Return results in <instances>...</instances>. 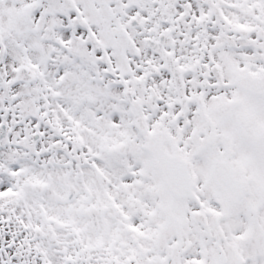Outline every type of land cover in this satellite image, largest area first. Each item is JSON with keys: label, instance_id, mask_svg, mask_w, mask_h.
Returning <instances> with one entry per match:
<instances>
[{"label": "snow or ice", "instance_id": "obj_1", "mask_svg": "<svg viewBox=\"0 0 264 264\" xmlns=\"http://www.w3.org/2000/svg\"><path fill=\"white\" fill-rule=\"evenodd\" d=\"M0 264H264V0H0Z\"/></svg>", "mask_w": 264, "mask_h": 264}]
</instances>
